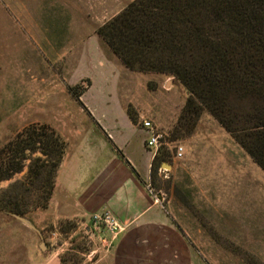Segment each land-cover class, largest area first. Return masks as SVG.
Returning a JSON list of instances; mask_svg holds the SVG:
<instances>
[{"label": "rangeland", "instance_id": "374dc122", "mask_svg": "<svg viewBox=\"0 0 264 264\" xmlns=\"http://www.w3.org/2000/svg\"><path fill=\"white\" fill-rule=\"evenodd\" d=\"M131 1L0 0V151L10 143L15 151L30 126L64 141L60 129L123 125L125 114L138 127L148 120L166 143L149 185L186 235L191 264H264V171L206 111L192 133L177 132L184 87L167 74L127 69L96 34ZM26 154L23 170L0 188L22 181L36 196L27 166L43 156ZM24 217L35 229L0 210V264H112L110 236L59 218L50 200Z\"/></svg>", "mask_w": 264, "mask_h": 264}, {"label": "trees", "instance_id": "16d2710c", "mask_svg": "<svg viewBox=\"0 0 264 264\" xmlns=\"http://www.w3.org/2000/svg\"><path fill=\"white\" fill-rule=\"evenodd\" d=\"M96 34L127 69L167 74L184 87L177 132L192 133L206 111L264 171V0H132ZM17 138L15 151L12 143L0 151L11 152L0 161V182L23 170L26 152H39L27 168L41 192L15 181L0 188V210L25 216L47 207L65 143L44 125ZM159 159L160 149L152 180Z\"/></svg>", "mask_w": 264, "mask_h": 264}, {"label": "crops", "instance_id": "0c3cea01", "mask_svg": "<svg viewBox=\"0 0 264 264\" xmlns=\"http://www.w3.org/2000/svg\"><path fill=\"white\" fill-rule=\"evenodd\" d=\"M124 117L123 125L60 129L68 149L50 199L55 214L89 223L108 211L119 226L108 247L112 264H191L186 235L149 185L148 130Z\"/></svg>", "mask_w": 264, "mask_h": 264}, {"label": "built area", "instance_id": "2783aa9c", "mask_svg": "<svg viewBox=\"0 0 264 264\" xmlns=\"http://www.w3.org/2000/svg\"><path fill=\"white\" fill-rule=\"evenodd\" d=\"M142 125L148 130L147 146L157 151L166 145V143L162 141V135L154 129L150 121L146 120ZM182 155L183 147L178 146L175 150L174 158L179 159ZM86 230L90 232L91 236H94L95 233L107 234L110 236V241H112L119 231V226L111 214L105 210L101 213L91 215Z\"/></svg>", "mask_w": 264, "mask_h": 264}, {"label": "water", "instance_id": "95a60500", "mask_svg": "<svg viewBox=\"0 0 264 264\" xmlns=\"http://www.w3.org/2000/svg\"><path fill=\"white\" fill-rule=\"evenodd\" d=\"M166 166V168H171L170 164H164ZM160 198V195H158ZM12 217H14L16 220L20 221L21 223L25 224L28 227H31L33 229L34 226L33 224L24 216L18 215V214H12ZM47 264H63L62 261L60 260V258H53L52 260H50Z\"/></svg>", "mask_w": 264, "mask_h": 264}]
</instances>
